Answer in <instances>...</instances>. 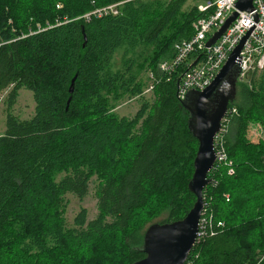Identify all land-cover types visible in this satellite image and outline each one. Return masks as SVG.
<instances>
[{
    "label": "trees",
    "instance_id": "trees-1",
    "mask_svg": "<svg viewBox=\"0 0 264 264\" xmlns=\"http://www.w3.org/2000/svg\"><path fill=\"white\" fill-rule=\"evenodd\" d=\"M188 1L0 0V96L10 88L0 135V264H135L152 221L190 211L198 144L176 92L187 68L170 77L156 68L205 15ZM116 4V15L81 18ZM140 50L161 80L134 118L118 117L112 109L124 95L143 93L129 59ZM21 89L35 105L26 120L12 112ZM228 109L222 139L233 173L210 172L203 201L213 232L185 264H264V142L247 139L252 124L264 129L260 78L238 81ZM93 177L98 214L88 220L82 208L68 227L65 196L82 200Z\"/></svg>",
    "mask_w": 264,
    "mask_h": 264
},
{
    "label": "built area",
    "instance_id": "built-area-1",
    "mask_svg": "<svg viewBox=\"0 0 264 264\" xmlns=\"http://www.w3.org/2000/svg\"><path fill=\"white\" fill-rule=\"evenodd\" d=\"M236 2L237 0H192L197 10L205 14L204 17L194 23L192 36L175 42L172 47V55L158 64V72L162 76L168 77L178 72L181 67L187 68L181 74L176 86L179 99L183 100L189 91H203L207 88L226 62L229 54L249 31L250 33L240 52L238 81H247L248 77L255 74L261 79L264 96V0H253V11L251 12H238L235 21L216 43L211 47H206L207 40L213 34L212 31L215 30L214 32H216L228 16L235 11ZM118 5L97 9L81 18L89 20L91 16L101 17L108 13L116 15ZM193 64L196 65L192 66ZM148 76L151 86L147 92L151 91L154 85L161 80L156 78L152 71ZM224 131L223 127L216 137L214 145L215 162L210 172L216 171L220 167H228V173L232 174V163L228 159L223 145L222 134ZM225 198L228 202L229 197L226 196ZM212 224V215L209 213L207 204L203 202L195 245L201 242L206 231L213 232ZM222 226L221 222L217 223V227L221 228ZM261 260H264V256Z\"/></svg>",
    "mask_w": 264,
    "mask_h": 264
},
{
    "label": "water",
    "instance_id": "water-1",
    "mask_svg": "<svg viewBox=\"0 0 264 264\" xmlns=\"http://www.w3.org/2000/svg\"><path fill=\"white\" fill-rule=\"evenodd\" d=\"M253 11V0H237L235 11L206 42L211 47L235 21L238 12ZM257 19V17H255ZM250 31L229 54L211 84L203 91H189L181 101L188 113V130L197 141L193 161V174L188 184L195 202L184 218L173 223L153 224L144 234L145 257L135 264H185L198 234L199 220L203 210V193L210 184L208 175L215 162L214 139L220 131L221 122L229 105L236 98L240 72V52Z\"/></svg>",
    "mask_w": 264,
    "mask_h": 264
},
{
    "label": "rangeland",
    "instance_id": "rangeland-1",
    "mask_svg": "<svg viewBox=\"0 0 264 264\" xmlns=\"http://www.w3.org/2000/svg\"><path fill=\"white\" fill-rule=\"evenodd\" d=\"M189 2L192 3V0H189ZM193 4L194 3L189 4L188 6H194ZM214 31L215 30H213L212 33H214ZM148 53H149L148 51L142 53V51L140 50L137 53V55L134 56V58L132 56L129 57V59L135 65L134 73H136L137 79L140 80L139 83L143 87V93L141 96H131L129 94L124 95L123 98L118 103H116V105L112 109V113H114L118 117L132 119L134 118V116L140 110V108L142 107L144 103L146 102L151 103L153 100L152 93L147 92L148 88L151 86V82H150L148 74L152 70L148 68V62L147 63L143 62L145 56ZM120 60H122L121 53L116 55L115 65L117 68H121L123 64V62H120ZM161 61L157 63L156 68L158 67V64ZM9 91H10V88L5 90L0 96V135L4 132V129H5V116H6L5 98ZM34 106L35 105H34V99H33L32 92L27 89H21L18 92L16 103L12 107V112L14 115L18 116L22 120L30 119L34 113ZM247 139L252 144H258L261 141L264 142V129H263V124L261 122L252 124L250 126L249 132H247ZM61 177L62 175L59 177V179ZM98 183L99 182L96 177H93L91 179L89 183L88 193L82 200H79L78 198H76L75 196L71 194H67L65 196L66 208H65L64 219L68 227H72V223H73L75 216L79 213V211L82 208L86 209L88 220H92L97 216L98 210H97L96 189H97ZM167 216H168V213L164 212L157 219L152 221L151 224L161 223L166 220Z\"/></svg>",
    "mask_w": 264,
    "mask_h": 264
},
{
    "label": "bare ground",
    "instance_id": "bare-ground-1",
    "mask_svg": "<svg viewBox=\"0 0 264 264\" xmlns=\"http://www.w3.org/2000/svg\"><path fill=\"white\" fill-rule=\"evenodd\" d=\"M195 65H196V64H193L192 66H195ZM218 72H219V71H218ZM176 73H177V72H176ZM176 73H175V74H176ZM217 74H218V73H217ZM217 74H216V75H217ZM216 75H215V76H216ZM160 77H161V76H160ZM250 77H251V76H250ZM250 77H248V78H247V81H244V82H248ZM257 77H258V76H257ZM214 78H215V77H214ZM259 78H260V77H259ZM260 80H261V79H260ZM212 81H213V80H212ZM237 82H238V81H237ZM152 90H153V89H152ZM152 90L149 91V92H152ZM144 93H145V92H144ZM228 112H229V109H228ZM228 112H227V114H228ZM226 117H227V115L225 116V118H226ZM225 118H224V119H225ZM224 119H223L222 122H221V128H220V131H219V132L216 134V136H215V139H214V145H215L216 137L220 134V132H221V130H222ZM209 174H210V173H209ZM208 176H209V175H208ZM203 199H204V197H203ZM203 202H204V201H203Z\"/></svg>",
    "mask_w": 264,
    "mask_h": 264
},
{
    "label": "crops",
    "instance_id": "crops-1",
    "mask_svg": "<svg viewBox=\"0 0 264 264\" xmlns=\"http://www.w3.org/2000/svg\"><path fill=\"white\" fill-rule=\"evenodd\" d=\"M188 4H192V3H190V2L188 1ZM188 4H187V5H188ZM186 7L188 8V6H186ZM171 55H172V52H171L170 56H171ZM168 58H169V57H168Z\"/></svg>",
    "mask_w": 264,
    "mask_h": 264
}]
</instances>
